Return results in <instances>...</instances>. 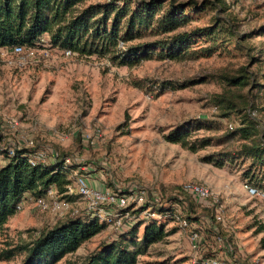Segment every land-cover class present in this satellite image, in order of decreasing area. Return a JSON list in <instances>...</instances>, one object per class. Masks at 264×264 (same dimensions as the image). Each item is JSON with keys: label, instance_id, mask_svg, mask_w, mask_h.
<instances>
[{"label": "rangeland", "instance_id": "374dc122", "mask_svg": "<svg viewBox=\"0 0 264 264\" xmlns=\"http://www.w3.org/2000/svg\"><path fill=\"white\" fill-rule=\"evenodd\" d=\"M193 1L207 6L180 30L209 26L216 17L220 32H214L213 40L198 38L190 45L195 50L214 47L208 56L170 60L153 52L133 65L115 66L95 56L64 57L45 46L49 56L34 64L18 66L0 57V147H25L31 140L30 148L45 151L44 161L51 159L50 151L68 157L89 187L143 189L155 192L162 202L184 183L208 187L222 205L212 230L216 234L212 236L201 221L180 228L174 217L205 214L188 207L185 200L184 210L168 203L175 210L173 220L159 214L148 218L174 231L137 256L135 264H200L205 254L220 255L222 264H264L259 243L264 199L247 195L241 187L246 164L236 158H226L221 166L204 160L207 155L219 159L222 153H234L242 141L226 142L221 137L248 107L253 110L249 118L256 125V139L264 144V0ZM240 75L246 84L228 86L224 80ZM193 79L201 81L179 85ZM216 95L234 105L229 117L220 116ZM196 118L203 119V125L190 139L206 137L208 145L191 152L166 140L167 133ZM69 179L73 180L72 174ZM68 198H58L67 204L54 211H41L27 198L0 230V250L29 242L73 214L84 215L85 202ZM148 218L130 212L122 221L131 226ZM141 229L142 224L137 236ZM126 230L105 226L56 264L77 263ZM192 230L206 238L199 250L189 238ZM21 256L2 259L0 264H18Z\"/></svg>", "mask_w": 264, "mask_h": 264}, {"label": "trees", "instance_id": "16d2710c", "mask_svg": "<svg viewBox=\"0 0 264 264\" xmlns=\"http://www.w3.org/2000/svg\"><path fill=\"white\" fill-rule=\"evenodd\" d=\"M218 1L225 2L214 0ZM206 6V2L198 4L193 0H0V47L39 45L42 44L40 39H44L46 45L56 51L68 49L78 56L106 58L115 66L133 65L147 59L153 52L158 58L170 60L208 56L214 47L195 50L190 49V45L198 38L213 40L214 32H220L216 17L209 26L180 30ZM224 9L222 7L221 12ZM118 42L122 45L118 46ZM243 78V75L225 76L224 80L228 86H236L246 84ZM200 81L193 79L179 85ZM213 98L214 104L222 110L220 116L229 117L234 105L220 95ZM250 111L248 107L245 116L238 117L236 124L226 129L221 137L226 142L231 139L242 141L235 146L234 153H222L224 157L219 159L207 155L204 160L221 166L226 158L240 159L246 164L242 177L264 192V144L256 139V125L249 118ZM202 121L201 118L192 119L167 133L165 138L195 152L209 144L206 137L190 139V134L202 127ZM34 150L24 146L15 147L13 153L8 155L5 148L0 147V158L3 160L0 164V230L7 219L15 214L16 205L24 195L30 198L43 196L48 187L61 193L64 185L70 182L69 175L76 165H63L61 160L30 164L29 157ZM183 200L188 207H197L205 214H180L179 217L187 225L201 221L207 224L209 230L215 229L219 220L214 218V205L210 200L197 203L182 191L181 185L176 186L174 194L167 196L164 202L158 197L157 202H146L132 210L131 214H137L144 206H149L162 219L173 220L175 210L168 203L179 204L184 210ZM141 224L142 229L137 236V228ZM105 226L97 216H69L42 230L29 242L0 250V260L22 254L18 264H56ZM173 231L172 228L164 229V223L160 220L148 218L145 223L139 221L126 231H121L117 238L100 243L83 260L73 264H135L137 256ZM215 234L212 231V236ZM259 243L264 249V233Z\"/></svg>", "mask_w": 264, "mask_h": 264}, {"label": "built area", "instance_id": "2783aa9c", "mask_svg": "<svg viewBox=\"0 0 264 264\" xmlns=\"http://www.w3.org/2000/svg\"><path fill=\"white\" fill-rule=\"evenodd\" d=\"M42 44H35L31 46L27 45H11L0 47V57L3 58L8 63H15L18 66H24L29 64H34L39 62L41 59H44L49 56V50L45 48L46 41L40 39ZM122 43L118 42V46H121ZM64 57H70L75 53L65 49L60 52ZM250 115H253V112H249ZM228 127L230 125L228 124ZM31 144L30 141H26L25 147H29ZM18 146H16L17 148ZM15 147L7 146L5 150L8 155L13 153ZM50 160H61L63 165H69L70 159L68 157L59 158L55 151L49 152ZM45 160V151L43 149H35L30 157V164H35L39 161ZM3 163V160L0 161V164ZM73 180L64 185V190L61 193H56L52 187H48L43 196L36 198H30L27 194L24 195L23 199L16 205L18 210L21 204L28 198L31 200L36 208L39 210L54 211L57 210L61 205H66L67 202H63L59 199H64L65 197L76 196L78 199H81L86 204V212L90 216H97L98 219L103 222L106 226H109L115 230H124L130 226V222L124 224L122 221L123 218L128 219L129 213L132 210H135L143 206L146 202H157L158 195L152 191H145L143 189H128L126 191H115L106 189L103 186L99 188L89 187L86 183V180L76 175V171L72 172ZM241 187L245 193L249 196H257L261 199H264V192L258 190L257 188L251 186L246 180L241 183ZM183 192L190 195L197 203H205L210 200L211 204L214 205V218L220 220V213L222 205L217 200V197L203 184L199 183H184L181 185ZM67 201V200H66ZM120 211H123L120 213ZM143 214V218L148 217H157V213L150 210L149 206H145L140 211ZM76 215V214H73ZM71 215V216H73ZM177 221V225L180 228H186L187 223L184 219L180 217H174ZM191 242H193V248L199 250V245L204 243V238L199 233L191 231L189 234ZM217 242H220V239L217 238ZM220 243H218V247ZM228 249V247H227ZM200 264H222L220 255L212 256L208 255L203 257L200 260Z\"/></svg>", "mask_w": 264, "mask_h": 264}]
</instances>
